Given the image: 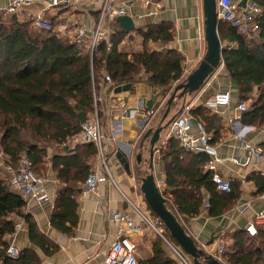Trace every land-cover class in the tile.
Listing matches in <instances>:
<instances>
[{"label": "trees", "instance_id": "trees-1", "mask_svg": "<svg viewBox=\"0 0 264 264\" xmlns=\"http://www.w3.org/2000/svg\"><path fill=\"white\" fill-rule=\"evenodd\" d=\"M249 1L261 8L258 31L251 36L243 35L218 20L217 33L227 43L222 48L221 62L236 88L238 104H247L240 113V121L258 127L264 125V0ZM115 18L109 22V48L100 40L91 54L86 47L61 40L54 29L38 30L30 20L19 21L15 14L0 16V152L8 163L15 164L25 154L37 174L55 173L61 187L53 202L50 225L67 235L78 224L76 197L81 191L78 183H83L92 171L97 154L94 143L71 146L69 141L80 132L82 123L93 111V92L100 87L103 71L111 78L109 86H132L143 81L149 85L151 95L163 98L186 77L183 57L178 51L155 48L173 40L169 22L136 28L132 32L141 38V50L126 51L120 45L132 35L122 30ZM165 109L166 101L158 106L156 114L160 116L154 127L165 123L166 119L161 121ZM189 112L206 123L210 144H214L219 137V116L202 106L192 107ZM176 115L172 114L171 120ZM166 143L167 151L160 157L164 175L162 194L166 208L181 225V218L195 217L203 208L209 217L216 218L234 207L240 196L238 185L233 183L227 193L216 189L212 171L205 168L210 160L208 154L185 150L172 137ZM49 148H53V153L48 158ZM141 161L142 158L139 163L136 161L135 168L140 169ZM142 177L137 176L140 181ZM247 180L253 183L256 195L264 193L262 174L254 172ZM25 205L22 196L0 179V264H40L39 256L31 248L20 250L15 258L7 255L9 242L5 236L15 232L16 218L26 226L30 243L43 254L57 250L25 212ZM150 213L157 218L151 210ZM162 228L163 238L177 246L164 225ZM163 238L156 237L152 255L139 264H176L164 251ZM226 245L221 256L225 263L264 264L262 225H256L253 235L244 229L233 231ZM200 261L206 264L203 258Z\"/></svg>", "mask_w": 264, "mask_h": 264}, {"label": "crops", "instance_id": "crops-1", "mask_svg": "<svg viewBox=\"0 0 264 264\" xmlns=\"http://www.w3.org/2000/svg\"><path fill=\"white\" fill-rule=\"evenodd\" d=\"M33 1L34 3L31 7H27L25 10L15 14L19 21L29 20L30 15L42 10L44 17L53 22L56 30H68L81 26L85 28L86 36L90 37L99 19V4H97L96 0H69L67 4L62 5L58 10L47 5L49 0ZM118 1L124 2L121 4L126 8L127 15H130L134 20L136 28L143 27L148 23L161 21L171 24L173 40L167 44L156 45L155 48L178 51L183 57L182 65L186 76L204 58L206 42L204 39L201 0H166L158 7L155 4V0H148L149 3H145V0ZM231 1L236 3L239 8H244L250 3L249 0ZM6 3V0H0V15L2 16L5 14L1 11V7L6 5ZM131 35L132 38H126L121 43L120 48L126 51L141 50V38L134 32H131ZM225 44L227 43L221 41L222 46H225ZM219 91H228L230 93L229 105L219 106L218 108L208 107L206 105L207 101ZM150 97L149 85L141 81L133 84L128 91L119 94L107 91L104 98V108L106 109L104 115V117L106 116L105 128L108 132L115 130L116 146L114 150L126 153L129 162L138 153H141L142 157L144 151L148 152L149 158L148 140L146 139L142 146H140V142L148 128L153 130L158 127H154L156 117L153 116L148 122L144 121L142 112L137 110V105L140 101L146 104ZM115 98L125 108L132 111L130 115L123 116V110L121 109L108 113L111 102ZM161 99L162 97L159 96L155 101V105H158V101H161ZM184 102L189 108L202 106L219 116V137L212 144L216 150L217 157L220 159L215 164V170L223 178L229 179L231 185L236 183L240 190V196L234 207L220 217H209L207 211L203 208L202 212L195 217L181 218V223L187 234L192 237L198 247L202 248L206 254H211L214 257L215 243L220 241L228 244L231 233L235 230H245L255 213L261 210L260 200L258 195L255 194V187L247 179L254 172L264 176V163L252 162L244 164L246 154L243 144L250 142L251 144L263 145L264 125L256 127L240 121L241 111L238 110L237 91L230 81L222 62L207 78L202 87L196 92L185 96ZM182 103V98L174 100L173 107H176L174 113L180 112ZM244 104L246 105V103ZM192 119L193 126L190 131L195 132L196 123L201 121L196 120L193 116ZM151 122L152 124L150 125ZM201 123L203 125L206 124L204 122ZM167 138V129H164L160 134L153 154V159L158 169L156 180L157 184H160L161 191H163L164 175L161 170L160 157L162 152L167 151ZM69 143L72 146L83 142H75L74 138H72ZM52 153L53 148H49L48 158ZM93 163L96 164V158ZM94 164L92 165L93 167ZM109 169L112 179L106 177L105 180L98 184L95 191L91 193L86 195L78 193L76 199L79 219L77 227L71 235L63 234L50 225L53 202L57 190L61 187V181L56 179L55 173L51 171L42 173L45 177L46 190L51 196L49 203L38 204L32 199H26L22 196L26 201L25 212L32 216L40 233L57 246L55 252L45 255L39 248L31 244L24 223H22L19 230H15L13 234L5 236V240L9 242V245H14L19 250L25 248L33 249L40 258V264H103L108 244L116 237L118 229L116 223L106 218L104 210L112 209L126 213L138 224H141L138 210L150 212L140 191L141 181L138 183L135 173L132 171L128 173L124 166L119 163L116 155L110 161ZM4 174L2 175L0 171V179L7 183ZM81 185L82 183H78L80 189ZM16 220L22 222L17 218ZM161 231H163V228ZM128 233L135 244L138 262L149 258L152 255V245L158 236L156 232L152 229L141 228L131 230ZM168 243L164 241L162 247L170 258L176 260Z\"/></svg>", "mask_w": 264, "mask_h": 264}, {"label": "built area", "instance_id": "built-area-1", "mask_svg": "<svg viewBox=\"0 0 264 264\" xmlns=\"http://www.w3.org/2000/svg\"><path fill=\"white\" fill-rule=\"evenodd\" d=\"M6 1V5L1 7V11L5 15L19 13L27 7H31L34 3L33 0ZM164 1L166 0H155V4L158 7ZM68 2L69 0H49L47 5L58 10V8ZM96 2L99 4V19L90 37L86 36L85 28L81 26L68 30H56L53 22L44 17L42 10L36 11L30 15L29 20L34 28L43 31L55 29L61 40L66 43L75 42L77 45L88 48L92 54L94 47L100 40H104L106 48H109L110 19L127 14L126 8L121 4L124 2H119L118 0H96ZM145 3H149V1L145 0ZM216 5L217 19L227 22L230 26L235 28L238 33L251 36L258 31L259 25L257 17L261 12V8L256 3L250 2L244 8H239L237 4L231 0H216ZM111 83L112 81L109 74L103 71L100 87L97 92H93V111L85 122L82 123L80 132L74 137L75 142H77L78 139L84 142H91L94 143L97 149L96 164L81 185L80 193L82 195L95 191L98 184L105 180L106 177L112 179L108 171L107 159L109 155L113 157L116 155V151L109 147V145L116 140L115 130H110V132L107 130L104 131L101 121V116L103 115L104 117L106 113V109L104 108L105 90L106 88L109 89ZM114 86L116 85H112V87ZM108 89L107 91L111 92V90L109 91ZM230 99L231 96L228 91H219L207 101L206 105L210 108L227 106L230 103ZM119 109L123 110V116L130 115L132 112L125 108L124 105L115 98L111 102L108 113ZM157 109L158 105H155V103L150 108H148L143 101H140L137 105V110L142 112V118L147 122L156 114ZM245 109L246 105L244 103L238 105L239 111ZM189 110L190 108L188 106L183 107L170 121L167 127V136L176 139L185 150L208 154L210 160L205 168L212 171V182L215 184L216 189L220 192L227 193L231 189V181L223 178L215 170V164L219 162L220 159L217 157L215 148L210 144L211 134L206 131L201 122L196 123L195 132L190 131L193 126V119ZM243 147L246 154L244 164L252 162L264 163V145L246 142L243 144ZM2 156L4 155L0 152V157ZM3 170L11 191L18 193L26 199H32L38 204L49 203L51 201V196L46 190L45 177L35 172L32 167V162L25 154H21L15 164L5 162ZM158 186L160 188V184H158ZM258 199L260 200L261 210L255 213L253 219L248 223L245 229L251 235L256 233V225H264V193L260 194ZM104 213L108 220L117 224L118 229L116 237L108 244L103 264H139L136 257L135 244L128 233L131 230L148 228L154 230L158 236L163 238L161 231L163 223L160 219L152 217L150 212L138 210L141 224L136 223L128 214L120 211L107 209L104 210ZM21 226L22 222H17L15 230H19ZM163 240L167 242L164 238ZM169 246L175 255L176 264H193L191 258L183 253L178 246H172L170 244ZM224 250V243L217 241L215 243L214 257L218 261L222 259L221 256ZM19 251L20 250L16 246L9 245L7 248V255L15 258L19 255Z\"/></svg>", "mask_w": 264, "mask_h": 264}, {"label": "water", "instance_id": "water-1", "mask_svg": "<svg viewBox=\"0 0 264 264\" xmlns=\"http://www.w3.org/2000/svg\"><path fill=\"white\" fill-rule=\"evenodd\" d=\"M202 13H203V26H204V39L206 42V52L204 58L200 61L197 67L189 73L184 81H181L174 85L172 91L169 93V97L166 100V109L161 118L163 122L170 111V107L175 99L182 98L184 106V98L186 95H190L196 92L205 83L207 78L218 68L222 59L221 53L223 46L217 33V15H216V0H201ZM118 26L127 32H132L136 29L134 20L130 15L117 16L115 18ZM131 88V84L110 86L114 94H119L128 91ZM159 96L151 95L150 99L146 102L148 108H150ZM179 113V112H178ZM171 118L165 121L162 125H159L155 129L148 128L140 142V146L147 139L149 144V173H146L141 178L140 191L143 194L144 200L149 209L160 219L169 232L170 236L175 239L177 246L188 255L193 264H202L201 258L206 264H222L211 254H206L202 248H199L190 235H188L182 225L178 222L176 217L166 208L165 198L160 190L155 176L153 174V154L156 144L159 141L161 132L169 125ZM116 158L119 160L126 171L130 173V163L126 153L121 151L116 152ZM141 160V153L136 155V161L139 163Z\"/></svg>", "mask_w": 264, "mask_h": 264}, {"label": "rangeland", "instance_id": "rangeland-1", "mask_svg": "<svg viewBox=\"0 0 264 264\" xmlns=\"http://www.w3.org/2000/svg\"><path fill=\"white\" fill-rule=\"evenodd\" d=\"M0 16H2V15H0ZM5 16H8V15H4V16H2V17H5ZM55 30V29H54ZM169 97V94L165 97V98H163L162 97V99H161V101H158V106H161L162 104H164V102L167 100V98ZM246 106H247V104H246ZM98 109H99V105H98ZM176 110V107L174 108L173 107V105H172V107H171V111L169 112V114H168V116H167V118H166V121L168 120V118H170V117H172L171 115L172 114H174V111ZM181 111V110H180ZM178 112V111H177ZM177 112L175 113V115L177 114ZM159 114L157 115V114H155L154 115V117H156V122L158 121V119H159ZM101 121H102V123H103V129H104V131H106V122L103 120V115L101 116ZM156 122H155V124L154 125H156ZM152 124V122L150 123V125ZM168 127V126H167ZM167 127L165 128V129H167ZM164 131V130H163ZM74 138V137H73ZM78 142H84V141H81L80 139H78ZM115 146H116V144H115V142H113V143H111V145H109V147H110V149H114L115 148ZM135 154V153H134ZM95 158L97 159V154H96V156H95ZM113 156L112 155H109L108 156V159H107V166H108V171H109V173H110V169H109V165H110V161H112L113 160ZM142 161H141V166H140V169H137V168H135V166H136V159L134 158V157H132V161H130L129 163H131L130 164V171H132V172H134L135 173V176L137 177V176H141L142 177V175L144 176V174H146V173H149L150 171H149V168H148V164H149V158H148V152L147 151H144L143 152V154H142ZM110 159H112V160H110ZM6 162V158L4 157V156H2V157H0V171H1V174L3 175L4 174V170H3V165H4V163ZM94 164V163H93ZM152 165H153V174H154V176H155V179H156V177H157V174H158V169H157V164H156V162L154 161V159H153V163H152ZM94 166H95V164H94ZM94 168V167H93ZM93 170V169H92ZM5 175V174H4ZM137 181H138V183H140V179H137ZM156 182H157V180H156ZM146 205V204H145ZM147 206V205H146ZM225 245V250L227 249V245L226 244H224ZM224 250V251H225ZM222 260V261H221ZM220 260V262H222V264H227V263H225V259H223V257H222V259Z\"/></svg>", "mask_w": 264, "mask_h": 264}]
</instances>
